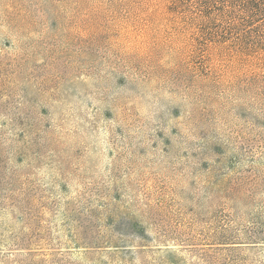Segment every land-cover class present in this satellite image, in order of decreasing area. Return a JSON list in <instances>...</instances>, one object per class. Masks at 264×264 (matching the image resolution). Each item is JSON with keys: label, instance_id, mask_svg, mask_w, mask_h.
<instances>
[{"label": "rangeland", "instance_id": "374dc122", "mask_svg": "<svg viewBox=\"0 0 264 264\" xmlns=\"http://www.w3.org/2000/svg\"><path fill=\"white\" fill-rule=\"evenodd\" d=\"M124 2L0 0V264H264V79L139 53Z\"/></svg>", "mask_w": 264, "mask_h": 264}, {"label": "trees", "instance_id": "16d2710c", "mask_svg": "<svg viewBox=\"0 0 264 264\" xmlns=\"http://www.w3.org/2000/svg\"><path fill=\"white\" fill-rule=\"evenodd\" d=\"M115 20L117 36L141 54L166 49L196 72L264 79V0H125Z\"/></svg>", "mask_w": 264, "mask_h": 264}]
</instances>
